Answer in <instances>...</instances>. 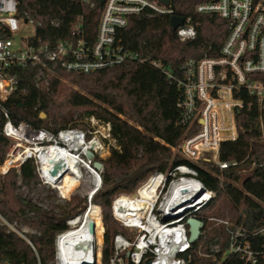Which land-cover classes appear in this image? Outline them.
Segmentation results:
<instances>
[{
    "label": "built area",
    "instance_id": "2783aa9c",
    "mask_svg": "<svg viewBox=\"0 0 264 264\" xmlns=\"http://www.w3.org/2000/svg\"><path fill=\"white\" fill-rule=\"evenodd\" d=\"M18 9L19 1L0 0V135L10 139L0 164V175L4 177L15 168L19 186L23 184L21 165L34 158L38 180L56 188L54 176L59 166L72 175L77 171L71 169L68 160L44 169L43 159L48 149L54 148L57 153L68 151L70 161L80 171V178L85 173L93 177L96 173L99 187L102 169H95L93 162L97 155L101 156L104 143L113 138L111 124L92 116L88 125L77 123L53 132L24 120L13 122L5 102L17 89L15 69H36L35 86L42 84L49 88L50 78L57 69L91 73L127 60L145 61L123 43L122 32L133 16H174L171 0L168 5L160 0H105L94 39L86 34L82 19L72 25L67 36L54 39L49 28L59 27V20L45 23L19 13ZM195 10L215 13L227 22L228 34L221 53L186 59L176 73L162 67L160 62L152 63L162 67L182 90L178 104L182 109L181 123L192 133L182 139L177 150L190 161H212L225 169L237 162L221 161L220 146L239 137L237 117L246 106V97L254 98L258 105L264 139V0H206L198 3ZM175 31L182 41L192 40L197 34L191 17L185 18L184 24ZM100 124L103 130L97 127ZM93 142L95 145L89 146ZM89 150L95 154L93 158L88 157ZM255 166L264 169V159L249 163V169ZM215 195L201 180L199 169L189 163H179L149 175L135 192L112 201L113 217L126 228L128 236L114 235L108 264H187L192 247L187 219L197 217L198 211ZM125 198L126 207L118 209L114 202ZM86 211L66 219L69 228L56 235L54 259L48 264H104V240L99 245L97 238L89 239L84 249L80 242L59 241L66 232L84 224ZM207 219L208 222L217 220L225 232L212 246L214 253H222V259L235 256L241 264H257L264 259V215L252 220L250 228L226 218ZM0 227L7 233L17 234L36 252L29 236L37 231L30 224L8 219L0 212ZM209 229L202 220L200 236ZM0 264L5 263L0 260Z\"/></svg>",
    "mask_w": 264,
    "mask_h": 264
},
{
    "label": "trees",
    "instance_id": "16d2710c",
    "mask_svg": "<svg viewBox=\"0 0 264 264\" xmlns=\"http://www.w3.org/2000/svg\"><path fill=\"white\" fill-rule=\"evenodd\" d=\"M19 13L49 23L59 20V27H50L55 38L68 35L72 25L82 19L86 34L96 36L103 9L101 0H17ZM206 0H171L173 14L192 18L197 31L192 40L182 41L171 27V15L156 17L133 16L124 28L123 43L145 61L127 60L122 64L91 73L67 72L57 69L50 78L49 88L35 86L36 69L17 68V89L6 100L12 121H27L37 128L57 132L75 126L92 116L111 124V134L117 141L102 162V183L90 200L70 196L80 185L73 175L63 179L62 189L70 198L64 208L52 212L17 192L19 174L11 168L0 175V212L8 219L30 224L36 233L30 234L36 252L17 234L0 227V260L5 264H48L54 258L55 237L69 228L66 219L84 213L90 204L98 205L96 220L103 222L102 257L108 264L113 252L114 235L125 228L112 213V200L118 194L137 190L147 177L179 163H189L200 171L203 183L215 191L210 203L198 211L197 217L210 227L188 251L187 264H241L239 258L212 251L222 225L208 222V217L226 218L243 223L264 215V169L249 163L264 159V139L260 130L259 109L254 98L246 97V106L237 117L239 137L220 146L221 161L237 162L222 169L207 160L190 161L177 150L184 137L192 133L181 123L179 101L182 90L171 81L162 67L176 73L186 59L216 56L221 53L227 37V22L215 13H198L195 7ZM94 5H91V3ZM153 61L162 67L153 65ZM45 113V117L41 113ZM10 139L0 135V164ZM23 185L38 180L34 158L20 167ZM220 176V177H219ZM126 203V202H124ZM122 203L119 209L127 204ZM100 207L102 220L100 219ZM101 222V224H102ZM100 237V235H99ZM103 240H101L103 242ZM257 264H264L261 259Z\"/></svg>",
    "mask_w": 264,
    "mask_h": 264
},
{
    "label": "rangeland",
    "instance_id": "374dc122",
    "mask_svg": "<svg viewBox=\"0 0 264 264\" xmlns=\"http://www.w3.org/2000/svg\"><path fill=\"white\" fill-rule=\"evenodd\" d=\"M81 124H89V120H84L79 122ZM97 127L100 130H103L104 128L102 127V124L97 125ZM112 147H117V141L114 138H110V140H108L107 142L104 143L103 145V150L100 152L101 154V158H108L110 156V151ZM93 186V176L91 175V173H85L84 176L81 178V182L80 185L77 186L76 190L72 193V195L70 196V198H72V196H81V197H86L88 200V193L90 192V190L92 189ZM101 186V185H100ZM99 186V187H100ZM98 187V189H99ZM57 188V187H56ZM51 188L50 186H46L44 184H41L40 180H38L35 183H31L29 185L25 184H21L19 185V187L17 188V192L19 194H21L23 197H27L29 199H31L33 202H35L36 204L45 207L46 209L52 211V212H57L58 210H60V208H64L65 204L68 200H70V198H66V194L64 193V190L62 188ZM60 189V194L59 195V190ZM138 189V188H137ZM135 192V191H134ZM120 195H124V194H118L116 196H114L113 200L116 197H119ZM112 200V201H113ZM125 200L127 201V198L125 199H119L117 201L114 202V205H116V207L119 209L122 205V203L125 202ZM92 205L91 208L89 209V218L91 219V221H93V223H96V229H95V238H97V240H99V245L102 244V238H103V234H104V224L102 222H99L96 220L95 216L97 215V210H98V205L96 204H90ZM100 219L102 220V209L100 207ZM219 218V217H217ZM216 223L215 225H218V221L215 220ZM126 230V228H125ZM126 232L128 233V231L126 230ZM206 234V233H205ZM100 235V237H99ZM53 261V260H51Z\"/></svg>",
    "mask_w": 264,
    "mask_h": 264
},
{
    "label": "bare ground",
    "instance_id": "6f19581e",
    "mask_svg": "<svg viewBox=\"0 0 264 264\" xmlns=\"http://www.w3.org/2000/svg\"><path fill=\"white\" fill-rule=\"evenodd\" d=\"M95 145V142H93L91 145V147H93ZM88 146V147H89ZM46 158L43 159L44 161V169H48L51 166H55L58 165L59 166V162H61L62 160H68L69 165H71V169L73 171H77L76 175H73L74 177H77L80 181V171L78 170V168L74 165V163H72L69 159L70 154L68 153V151L66 150H62L61 152H56L54 148H49L47 153H46ZM61 174V175H60ZM68 175H72L70 172H65L64 168H62L61 166L58 167V170L56 171V174L54 176L55 180H54V185L57 188H62V183H63V179L68 176ZM93 186L92 189L90 190V192L88 194H90L95 187H97V185L99 184V176L94 173L93 174ZM92 206V205H91ZM91 206L89 207V209L91 208ZM88 209V211H89ZM87 211V215H86V220L84 222V224L82 226H80L78 229L70 231V232H66L63 236H61V238L59 239V241L61 240H71L72 242H80L79 245H81V247H83V249L86 247V245L89 242V239H95V232L94 230L90 229L87 226V221L91 220L89 218V212ZM93 222V221H92ZM95 229H96V223H95ZM70 256V255H69ZM82 259V257H81Z\"/></svg>",
    "mask_w": 264,
    "mask_h": 264
},
{
    "label": "water",
    "instance_id": "95a60500",
    "mask_svg": "<svg viewBox=\"0 0 264 264\" xmlns=\"http://www.w3.org/2000/svg\"><path fill=\"white\" fill-rule=\"evenodd\" d=\"M161 2H163L164 4L168 5L170 3V0H160ZM105 2V0H101V4H103ZM185 22V17L180 16V15H174L171 17V27L173 30H175L177 27L183 25ZM42 117H45V113L42 112L41 113ZM88 157L89 158H93L95 156V154L89 150L87 152ZM93 166L95 169H102V162L95 159L93 162ZM98 189V187H95V189L88 195L89 200L92 198V196L94 195L95 191ZM90 207V206H89ZM88 207V209H89ZM87 209V211H88ZM86 211V212H87ZM88 227L92 230L95 229V223H93L91 220L86 222ZM187 224L189 226V239L190 242L196 243L198 241V239L200 238V234H201V228H202V220L198 217H189L187 219ZM185 259H188V254L185 253Z\"/></svg>",
    "mask_w": 264,
    "mask_h": 264
},
{
    "label": "crops",
    "instance_id": "0c3cea01",
    "mask_svg": "<svg viewBox=\"0 0 264 264\" xmlns=\"http://www.w3.org/2000/svg\"><path fill=\"white\" fill-rule=\"evenodd\" d=\"M103 240V239H102Z\"/></svg>",
    "mask_w": 264,
    "mask_h": 264
}]
</instances>
